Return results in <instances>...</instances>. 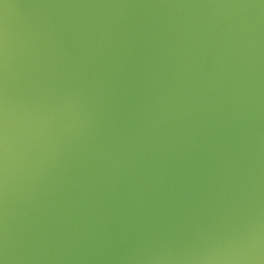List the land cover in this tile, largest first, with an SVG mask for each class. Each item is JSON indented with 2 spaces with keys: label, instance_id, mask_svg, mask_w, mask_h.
I'll list each match as a JSON object with an SVG mask.
<instances>
[{
  "label": "water",
  "instance_id": "1",
  "mask_svg": "<svg viewBox=\"0 0 264 264\" xmlns=\"http://www.w3.org/2000/svg\"><path fill=\"white\" fill-rule=\"evenodd\" d=\"M0 264H264V0H0Z\"/></svg>",
  "mask_w": 264,
  "mask_h": 264
}]
</instances>
